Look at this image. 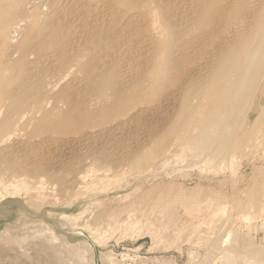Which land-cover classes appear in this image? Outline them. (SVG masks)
Returning a JSON list of instances; mask_svg holds the SVG:
<instances>
[{"label":"bare ground","instance_id":"6f19581e","mask_svg":"<svg viewBox=\"0 0 264 264\" xmlns=\"http://www.w3.org/2000/svg\"><path fill=\"white\" fill-rule=\"evenodd\" d=\"M263 55L264 0H0V199L27 169L91 154L113 166L77 174L78 190L179 152L229 166L264 145ZM238 254L264 262L253 240Z\"/></svg>","mask_w":264,"mask_h":264},{"label":"rangeland","instance_id":"374dc122","mask_svg":"<svg viewBox=\"0 0 264 264\" xmlns=\"http://www.w3.org/2000/svg\"><path fill=\"white\" fill-rule=\"evenodd\" d=\"M122 93L119 90L115 99ZM259 101L264 105V97ZM144 109L134 105L128 119ZM170 129L167 122L156 133ZM194 156L179 152L165 165L141 174L88 182L86 191L78 190L75 176L112 167L108 158L91 154L63 171L57 166L25 170L0 199V231L6 223L12 225L0 237V264H264L238 254L251 240L264 247L259 223L264 220V187H259L264 167L253 165H264V145L244 151L223 168L190 166ZM238 231L239 250L219 251L225 244L235 249L230 234Z\"/></svg>","mask_w":264,"mask_h":264}]
</instances>
